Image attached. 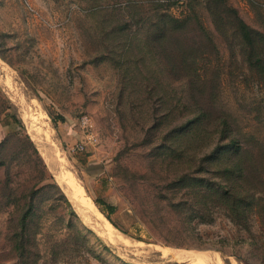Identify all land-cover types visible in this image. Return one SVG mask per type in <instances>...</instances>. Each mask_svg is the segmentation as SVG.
Segmentation results:
<instances>
[{
    "label": "rangeland",
    "instance_id": "374dc122",
    "mask_svg": "<svg viewBox=\"0 0 264 264\" xmlns=\"http://www.w3.org/2000/svg\"><path fill=\"white\" fill-rule=\"evenodd\" d=\"M194 252L264 264V0H0V264Z\"/></svg>",
    "mask_w": 264,
    "mask_h": 264
},
{
    "label": "bare ground",
    "instance_id": "6f19581e",
    "mask_svg": "<svg viewBox=\"0 0 264 264\" xmlns=\"http://www.w3.org/2000/svg\"><path fill=\"white\" fill-rule=\"evenodd\" d=\"M42 124H43V122H42ZM44 126H45V124H44ZM39 130L43 131V127H41ZM48 131H50V130H44V132L46 133L47 136L49 135ZM64 162H65V160L61 163L55 162L53 164V167H55L57 170H59L58 171L59 173L56 175H57L58 179L62 182V184L65 186V188H66L68 194L70 195V197L72 198V200L75 202L80 215L87 222H95L94 223L95 228L97 230H100V232L103 235H105V237H107L109 240L116 242V243L122 242L123 241L122 237L114 232V226L100 212V209H98L97 205L93 201L90 194L85 190L82 183L75 177V175H74L75 173L73 174L71 171H68V169H65L62 166ZM96 222H99V223L97 224ZM185 259L188 260L189 262L193 263V264H221V261L219 258H217V257H215L212 254L207 253V252H194V254L191 257H188Z\"/></svg>",
    "mask_w": 264,
    "mask_h": 264
},
{
    "label": "trees",
    "instance_id": "16d2710c",
    "mask_svg": "<svg viewBox=\"0 0 264 264\" xmlns=\"http://www.w3.org/2000/svg\"><path fill=\"white\" fill-rule=\"evenodd\" d=\"M246 33V35L245 36H247L248 37V34H247V32H245ZM30 143L33 145V143L30 141ZM98 204L100 203V201H96ZM110 210L112 211L113 210V207H110ZM108 217V216H107ZM109 218V217H108ZM15 248H16V245H15ZM17 259H19V258H17ZM20 260V259H19Z\"/></svg>",
    "mask_w": 264,
    "mask_h": 264
},
{
    "label": "built area",
    "instance_id": "2783aa9c",
    "mask_svg": "<svg viewBox=\"0 0 264 264\" xmlns=\"http://www.w3.org/2000/svg\"><path fill=\"white\" fill-rule=\"evenodd\" d=\"M82 121H83V123L88 122V118H87V116H84V117L82 118Z\"/></svg>",
    "mask_w": 264,
    "mask_h": 264
}]
</instances>
